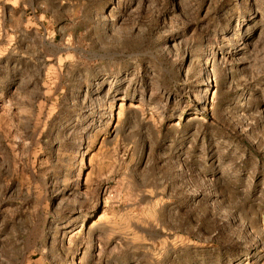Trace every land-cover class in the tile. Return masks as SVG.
Instances as JSON below:
<instances>
[{"label":"rangeland","instance_id":"obj_1","mask_svg":"<svg viewBox=\"0 0 264 264\" xmlns=\"http://www.w3.org/2000/svg\"><path fill=\"white\" fill-rule=\"evenodd\" d=\"M0 264H264V0H0Z\"/></svg>","mask_w":264,"mask_h":264}]
</instances>
